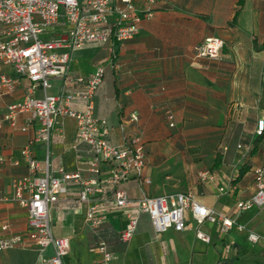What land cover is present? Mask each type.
I'll list each match as a JSON object with an SVG mask.
<instances>
[{
    "label": "crops",
    "instance_id": "1",
    "mask_svg": "<svg viewBox=\"0 0 264 264\" xmlns=\"http://www.w3.org/2000/svg\"><path fill=\"white\" fill-rule=\"evenodd\" d=\"M135 3L142 8L141 0ZM139 27L134 39L115 44L114 65L96 45L74 52L66 74L52 79L49 93L77 91L81 86L75 77L103 66V81L92 97L94 115L106 120L112 145L124 146L131 137H140L145 151L142 176L150 180H126L118 189L130 200L191 192L234 225L227 232L209 221L198 227L186 212L182 231L155 233L149 216L140 214L132 237L123 241L120 233L134 206H114V190L103 184V192L94 197L103 208V224L95 232L85 221L87 204L77 201V184L69 182L67 193L49 210L53 236L69 240L64 264H93L100 258L95 250L100 238L113 254L110 264H264V209H236L237 202L255 193L253 168L264 165V134L255 133L257 121L264 119V0H243L241 5L238 0H161ZM208 37L224 42L217 59L195 54ZM0 73L12 75L7 66ZM28 86L22 78L11 96L0 98V116L8 104L26 95ZM83 106L82 101L70 104L75 110ZM133 114L136 120H131ZM75 132L74 120L57 119L49 145L51 175L62 167L81 170L85 179L93 177L82 159L87 146L73 147ZM33 135V128L21 132L0 124V239H19L14 248L0 251V264H41L28 238L26 210L3 200L11 196L14 178L29 175L20 150ZM32 151L43 165L45 148L35 145ZM205 171L211 179H200ZM3 225H8L6 231ZM197 229L209 237L208 243L196 238ZM249 233L259 241L249 242ZM50 252L48 248L43 255Z\"/></svg>",
    "mask_w": 264,
    "mask_h": 264
},
{
    "label": "built area",
    "instance_id": "2",
    "mask_svg": "<svg viewBox=\"0 0 264 264\" xmlns=\"http://www.w3.org/2000/svg\"><path fill=\"white\" fill-rule=\"evenodd\" d=\"M141 1L142 8L136 6L135 0H0V67L7 66L12 71V75L0 73V98L11 96L22 78L29 82L26 95L6 106L0 124L19 128L21 132L34 129L33 137L20 150L29 175L14 178L11 181L12 194L3 200H10L26 210L28 238L40 253L41 264H64L69 253V240L53 236L49 217L50 206L59 200L60 195L67 193L69 182L77 184V201L87 204L85 221L95 232L103 224L100 214L103 208L94 197L103 192V184L114 190V206H134V211L127 214L125 229L120 233L123 241L132 237L140 214L149 216L155 233L171 228L182 231L186 212L191 214L198 227L209 221L227 232L234 225L233 220L200 204L191 192L156 197L143 195L130 200L123 190L118 189L126 180L137 178L145 184L150 180L142 176L145 151L140 137H131L124 146L112 145L108 141L106 120L94 115L92 97L103 81V66H97L86 77H75L73 81L81 86L77 91H66L62 95L49 93L52 79H61L67 72L71 55L85 47L99 46L114 65L115 44L134 39L139 34L140 22L151 17L153 9L161 2ZM58 30L62 35L57 34ZM223 47L220 38L208 37L195 47V54L200 58L217 59ZM36 91H40L41 96H36ZM78 101L84 103L81 110L70 108L71 103ZM60 117L74 120L73 147L87 146L88 155L82 159L92 178H83L81 170L67 172L62 167L55 171L56 175L50 174L51 131ZM131 120H136L135 114ZM255 133H264V119L257 121ZM59 137L62 139L63 134L60 133ZM35 145L45 148L43 165L33 155ZM252 174L255 193L249 200L237 202L238 212L253 207L264 209V165L253 168ZM199 177L201 180L211 179L206 171ZM219 191L223 192V188ZM1 229L6 231L8 225ZM195 236L202 242H209V237L199 229ZM259 239L254 233L247 236V240L254 244ZM18 243L17 237L0 239V251L12 249ZM48 248L51 252L43 255ZM95 250L100 258L93 264L111 263L113 254L104 239L97 241Z\"/></svg>",
    "mask_w": 264,
    "mask_h": 264
},
{
    "label": "trees",
    "instance_id": "3",
    "mask_svg": "<svg viewBox=\"0 0 264 264\" xmlns=\"http://www.w3.org/2000/svg\"><path fill=\"white\" fill-rule=\"evenodd\" d=\"M242 2H243V0H238V4L239 5H241L242 4ZM264 134V133H263ZM263 134L262 135H257L258 137H262L263 136Z\"/></svg>",
    "mask_w": 264,
    "mask_h": 264
},
{
    "label": "rangeland",
    "instance_id": "4",
    "mask_svg": "<svg viewBox=\"0 0 264 264\" xmlns=\"http://www.w3.org/2000/svg\"><path fill=\"white\" fill-rule=\"evenodd\" d=\"M72 245H73V241H72Z\"/></svg>",
    "mask_w": 264,
    "mask_h": 264
}]
</instances>
